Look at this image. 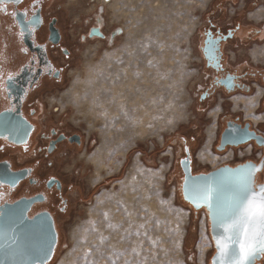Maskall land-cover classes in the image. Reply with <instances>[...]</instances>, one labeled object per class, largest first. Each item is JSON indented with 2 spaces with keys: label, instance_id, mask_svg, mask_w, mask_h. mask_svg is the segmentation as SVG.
I'll return each instance as SVG.
<instances>
[{
  "label": "rangeland",
  "instance_id": "1",
  "mask_svg": "<svg viewBox=\"0 0 264 264\" xmlns=\"http://www.w3.org/2000/svg\"><path fill=\"white\" fill-rule=\"evenodd\" d=\"M92 1V9L102 2L109 26L121 33L111 47L94 44L98 53L79 58L70 84L54 92L85 131V145L65 156L60 169L84 195L62 224L52 264H211L216 249L207 219L202 214L194 223L172 178L178 151L172 140L196 116L208 16L239 14L263 28L264 0ZM262 48L264 40L253 41L251 54ZM250 102L252 112L257 103ZM214 139L208 136L204 148ZM137 230L142 235L129 238Z\"/></svg>",
  "mask_w": 264,
  "mask_h": 264
},
{
  "label": "flooded vegetation",
  "instance_id": "2",
  "mask_svg": "<svg viewBox=\"0 0 264 264\" xmlns=\"http://www.w3.org/2000/svg\"><path fill=\"white\" fill-rule=\"evenodd\" d=\"M92 2L81 5L76 0H20L6 6V0L0 3V74L5 82L9 75L16 80L8 91L0 87V120L27 121L31 125L26 144L0 129V209L21 199L38 198L29 215L34 217L46 212L54 218L60 238L54 260L63 238L62 224L84 195L81 184L69 180L60 169L65 156L80 151L85 145V131L70 119L69 109L54 98V92L70 84L79 58L96 54L97 51L91 49L94 44L105 42L111 47L121 33L116 31L118 26H109L102 2L94 9ZM25 14L29 19L34 15L41 18L34 32H28L22 23ZM239 18V14L223 18L222 11L208 16L199 45L202 67L194 94L196 116L187 129L172 140L178 147L172 178L179 185L181 199L192 210L194 223L200 215H205L210 232L212 224L207 209L197 211L184 199L186 171L190 170L196 177L227 166L236 168L248 162L259 165L264 161L261 140L253 138L241 143L251 133L264 138V48L259 56H253L250 49L253 41L264 40V26L257 28L255 23H244ZM21 30L25 31L23 38ZM219 35L225 39L218 43L222 59L217 68L209 59V41ZM65 49L70 55H64ZM230 77L236 78L234 86L229 82ZM30 81L35 83L30 85ZM25 89L28 95L21 98ZM251 99L257 104L249 112L242 100ZM10 108L17 111H8ZM215 112L218 115H214ZM254 119H258V123ZM211 127H215L211 155L215 158L234 155L232 162L215 168L199 158ZM245 132L248 135L239 138ZM233 137L237 139L230 142ZM53 143L55 147L50 149ZM247 149H251L250 156L240 159V153ZM185 160L187 165L182 163ZM10 170L22 171L23 179L16 186L5 183L8 179L4 177ZM257 178L264 181V175L258 173ZM258 263L264 264V257Z\"/></svg>",
  "mask_w": 264,
  "mask_h": 264
},
{
  "label": "snow or ice",
  "instance_id": "3",
  "mask_svg": "<svg viewBox=\"0 0 264 264\" xmlns=\"http://www.w3.org/2000/svg\"><path fill=\"white\" fill-rule=\"evenodd\" d=\"M19 2L20 0H6L5 3V0H0V3H5V6L7 3ZM101 12H103L102 8ZM97 20L99 23L100 18L98 17ZM40 22L39 16L34 15L29 19L26 14L22 21L28 32H34L35 26ZM116 31L119 33L121 30ZM24 35L25 31L21 30L20 36L23 38ZM205 35L208 33L205 32ZM224 39L223 35H219L209 41V59L215 62L217 68L221 66L220 60L222 59L218 43ZM64 55H70L67 49L64 50ZM235 79V77L229 78L233 86ZM15 83L16 80L12 75H9L8 81L5 82L0 74V87L4 91H8L9 87ZM34 83L35 81H30V85ZM27 95L28 91L25 89L21 98ZM8 111L15 112L17 109L10 108ZM0 129L16 137L17 141H23L26 144L31 125L27 121L3 119L0 120ZM247 135L248 133L245 132L239 138L242 139ZM236 139L233 137L230 142ZM260 142L264 144V140ZM54 147L55 143L49 145L50 149ZM182 163L187 165L188 161L185 160ZM258 173L264 175V161H261L259 165L248 162L234 169L218 170L215 176L209 174L191 178L190 183L189 178H185L187 198L197 207L206 206L213 226L221 230L214 237L217 252L213 258V264H254L258 256L264 257V181L258 180ZM4 178L10 180L12 184L19 182V177L14 174H6ZM53 182L49 181L50 184ZM2 215L3 213H0V216ZM16 226L18 227V224ZM109 227L112 225L109 224ZM139 228H144V225H139ZM131 235L140 236L142 233L137 230L135 233H128L129 238ZM143 235L147 236V233ZM0 238L4 239V243L0 244V251L5 252L10 259L18 261V264H49L57 242V236L53 232L50 236L46 235L39 244H21L16 234V227H10L7 231L0 233ZM105 239L107 238L101 237V242L103 243ZM149 239L151 240V237ZM151 242L153 246L157 243L155 240ZM132 251L139 255L136 248ZM112 264L116 262L113 261ZM126 264H131V262H126ZM140 264H146V261H141Z\"/></svg>",
  "mask_w": 264,
  "mask_h": 264
},
{
  "label": "water",
  "instance_id": "4",
  "mask_svg": "<svg viewBox=\"0 0 264 264\" xmlns=\"http://www.w3.org/2000/svg\"><path fill=\"white\" fill-rule=\"evenodd\" d=\"M251 134L252 135L249 138H246L241 143H246L253 138H256L258 140H264V138L261 136H256L254 133H251ZM238 144H240V142ZM225 168H232V167L227 166V167L220 168L218 170H222ZM218 170H214L208 174H202L196 177L208 176L209 174H212L213 176H215ZM8 174H14L15 176L19 177V182L16 184H12L10 180H7L5 182L11 186L18 185L20 181L23 179L22 171L14 172L10 170L8 171ZM186 177L189 178V183L191 181V178H195L192 176L190 170L186 171ZM183 196H184L185 201L187 203H190L194 207L195 210L200 211L202 209H207V211L209 212L206 206L200 205L199 207H197L194 202H192L189 198H187L186 191H185V182L183 184ZM37 201H38V198L36 197L31 198V199H21L20 201L12 205H7L5 208L0 209V212L3 213V215L0 216V233L7 231V229L10 227H16V234L19 237V242L21 244H39L45 239L46 235L50 236L54 232L57 236V242L55 245L54 255L52 256L49 262V264H51L54 261L55 255L58 251L59 242H60L59 232H58L54 218L49 213L43 212V213L37 214L34 217H31L29 215L32 206ZM209 217H210V221L212 224L210 234L215 244L214 237L221 230L213 226L211 216L209 215ZM13 221H15V223H13ZM17 224H18V227L16 226ZM3 243H4V239L0 238V244H3ZM215 249H216V246H215ZM216 252H217V249H216ZM215 255L216 253L211 259V264H213V258L215 257ZM262 258H263L262 256H258L256 260L254 261V264H259L258 261H260ZM0 264H18V261H14L10 259L5 254V252L0 251Z\"/></svg>",
  "mask_w": 264,
  "mask_h": 264
},
{
  "label": "bare ground",
  "instance_id": "5",
  "mask_svg": "<svg viewBox=\"0 0 264 264\" xmlns=\"http://www.w3.org/2000/svg\"><path fill=\"white\" fill-rule=\"evenodd\" d=\"M108 92V91H107ZM251 101V100H250ZM248 102V101H245L242 100L243 103L247 104L248 106V111H250L252 109V106H253V103L252 102ZM241 102V101H240ZM254 121L257 123L258 121L256 119H254ZM215 132V127H211L209 130H208V136H214V133ZM233 156L232 153H229L225 158H215L214 156L211 155L210 153V149L209 147H206L204 148L201 152H200V155H199V158L201 159L202 162H207V163H211V167L212 168H215L217 167L219 164L221 163H224V162H232L233 161ZM250 156V149H247L245 150L244 152H241L240 153V158H245V157H249ZM98 158V157H97ZM94 160H97V159H94ZM137 163V162H136ZM99 199H105V195L102 194ZM65 264V263H63Z\"/></svg>",
  "mask_w": 264,
  "mask_h": 264
},
{
  "label": "trees",
  "instance_id": "6",
  "mask_svg": "<svg viewBox=\"0 0 264 264\" xmlns=\"http://www.w3.org/2000/svg\"><path fill=\"white\" fill-rule=\"evenodd\" d=\"M193 234H194V235H193V238H192V239H194V238H195V233L193 232Z\"/></svg>",
  "mask_w": 264,
  "mask_h": 264
}]
</instances>
